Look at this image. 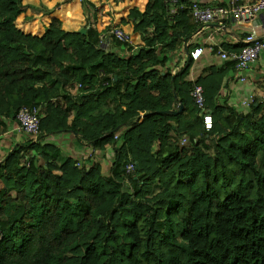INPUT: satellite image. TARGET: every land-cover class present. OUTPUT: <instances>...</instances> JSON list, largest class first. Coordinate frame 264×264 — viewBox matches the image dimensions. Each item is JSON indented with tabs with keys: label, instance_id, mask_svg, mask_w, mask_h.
<instances>
[{
	"label": "trees",
	"instance_id": "1",
	"mask_svg": "<svg viewBox=\"0 0 264 264\" xmlns=\"http://www.w3.org/2000/svg\"><path fill=\"white\" fill-rule=\"evenodd\" d=\"M39 1L34 15L29 0H0V138L20 108H40L35 140L0 160V264H264V97L243 113L220 96L236 63L193 83L187 58L164 69L197 33L187 12L167 17L165 0ZM112 15L131 45L108 36ZM106 37L127 56L104 50ZM66 132L92 151L90 167L57 164L60 150L43 141ZM108 149V163L92 158Z\"/></svg>",
	"mask_w": 264,
	"mask_h": 264
},
{
	"label": "built area",
	"instance_id": "2",
	"mask_svg": "<svg viewBox=\"0 0 264 264\" xmlns=\"http://www.w3.org/2000/svg\"><path fill=\"white\" fill-rule=\"evenodd\" d=\"M163 7L168 18H173L179 12H187L192 22L197 27L215 26L217 28H223V26L231 22L233 25L244 26L249 28L248 34H246L241 43L244 45L238 53H226L222 50L216 51V56L221 62H235L236 72L238 74V82L244 84L246 78L244 73L249 70L250 66L255 64L259 60V55L264 54V43L258 39L256 29V17L258 14L264 12V0H254L250 4H242L240 0H228L226 6L221 5H200L192 0H186V4H180L178 0H165ZM108 36L122 44L131 45L130 36L125 34L120 29L112 25L108 32ZM103 37L100 36V40ZM185 47H188L186 45ZM204 49L213 51L212 45L205 47H194L187 51V58L196 63L202 56ZM97 79L102 86H107L108 82L105 81L106 74L103 71H98ZM80 88V86H77ZM190 100L199 112L201 120V127L204 131L212 130V117L211 114L206 113L205 100L203 97V91L200 86L192 85L189 92ZM263 98V97H261ZM256 98L252 95H245L240 98L239 107L241 112L248 111L250 105ZM238 111V110H237ZM240 112V111H239ZM40 108L35 106L22 107L15 115V123L17 124V130L21 134L27 136L30 139L35 140L39 132L40 126ZM142 118V115L140 116ZM116 139V137H114ZM185 140L181 144H185ZM77 166L79 164L77 163ZM134 171L133 164H127L125 172L131 174Z\"/></svg>",
	"mask_w": 264,
	"mask_h": 264
},
{
	"label": "crops",
	"instance_id": "3",
	"mask_svg": "<svg viewBox=\"0 0 264 264\" xmlns=\"http://www.w3.org/2000/svg\"><path fill=\"white\" fill-rule=\"evenodd\" d=\"M197 2L200 5H221L226 6L228 0H192ZM246 0H240L242 4L245 3ZM103 4L105 0H102ZM101 3V2H100ZM256 33L258 35V39L264 43V12L260 13L256 17ZM115 27V26H114ZM196 34L192 37L190 41L186 45H188V50L194 47H205L212 45V48H217V50H222L223 47H231L235 46L237 43L242 41L243 37L248 34L249 28L233 25L231 22L226 23L223 28H217L215 26H207V27H196ZM107 40L104 41L103 49L108 51L115 52L120 58H125L127 53L123 50V48H115L111 45V41L108 37ZM131 39V37H130ZM107 52V51H106ZM187 52L185 49L181 52H177L174 55L170 54L169 62L167 63L164 69H169L172 71V74H176L179 69L182 67L185 59L187 58ZM180 57V58H179ZM188 59V58H187ZM201 64V69L196 75H192L189 77L191 83H193L199 76L202 75L203 70L214 66L219 67L221 66L222 62L216 56V53L210 52L207 49H204V52L198 62L192 63L194 64ZM163 69V70H164ZM172 69V70H171ZM264 73V60L263 62L257 61L255 64L250 66L249 70L246 71L243 75L246 78L244 84L238 82V74L236 71L231 72L229 71L222 80V86L220 91L221 97L227 98V104L231 105L234 109L240 111L238 108L235 107V104L239 106L240 98L245 95H252L256 98L263 97V89L260 85V76ZM70 80V78L68 77ZM66 92L69 95H76L77 90L76 88H72L70 85L66 88ZM233 98L235 101H233ZM61 102V99H58ZM233 104V105H232ZM62 134L59 137L55 136V141L51 140L49 145H53L60 150V157L57 160V164L60 165L66 159L70 158L78 163L80 166H86L87 162L86 157L89 154L90 149L82 146H77L75 143L74 136L71 133H59ZM57 135V134H56ZM5 139L2 141L4 147L0 149L2 154H0V160L4 158V156L10 151L11 147L14 144L22 143L29 139L27 136L21 134L17 130V126L11 125L8 128V131L3 135ZM54 136V135H52ZM19 137V138H17ZM51 136L47 137L45 140L50 139ZM17 138V139H16ZM33 140V139H32ZM110 150L108 149L107 152L103 155L99 153V156L96 154L95 156L91 157L95 161H107V157L109 156ZM94 155V154H93ZM103 156V160H101L100 156ZM85 163V164H84Z\"/></svg>",
	"mask_w": 264,
	"mask_h": 264
},
{
	"label": "rangeland",
	"instance_id": "4",
	"mask_svg": "<svg viewBox=\"0 0 264 264\" xmlns=\"http://www.w3.org/2000/svg\"><path fill=\"white\" fill-rule=\"evenodd\" d=\"M106 1H107V0H105L104 4H107ZM99 5H100V4H99ZM24 6L28 7L30 10H32L31 13L34 14V15H40V14L44 13L45 10H46L45 7L42 5V3H40L39 0H29L28 4H25ZM112 18H113V26H114V23H115V22H114V15H112ZM179 58H180V57H179ZM263 60H264V54H260V55H259V60H258V61L263 62ZM200 67H201V64H200V63L192 65L191 68H190V70H189L188 76L186 77V80H187V81H190L189 77H191V74L193 73L192 75H196V74L200 71V69H201ZM171 70H172V69H171ZM171 72H172V71H171ZM258 81H260L259 83H260V85H262L261 88L263 89V93H264V73H263L262 76H260V79H258ZM263 97H264V95H263ZM233 101H235L234 98H233ZM232 105H233V104H232ZM235 107L238 108V109L240 110V112H241V109H240V107H239L238 105L235 104ZM184 114H185V115H189V116L191 117V119L195 118V116H196V114L193 112V108H192L191 106H188V107H187L186 111H184ZM13 125L17 126V124H16L15 122L13 123ZM61 135H62V134H57V135L51 136L50 139H48V140H44L43 143H44V144H48L49 142L51 143V140L54 142L55 139H56L55 136H56V137H59V136H61ZM17 138H19V137H17ZM17 138H16V139H17ZM4 139H5L4 136H2V137L0 138V149H1L2 147H4V144H3V142H2ZM184 145H185V144H184ZM91 153H92V151L90 150V151H89V155H90ZM0 154H2L1 151H0ZM85 163H86V162H85ZM109 163H110V162H109ZM90 165H91L90 163L87 164V165H86V168L90 167ZM107 167H108L107 165L104 167V171H105L104 176L107 175V171H106ZM124 189L129 191V187H128V185H126Z\"/></svg>",
	"mask_w": 264,
	"mask_h": 264
},
{
	"label": "water",
	"instance_id": "5",
	"mask_svg": "<svg viewBox=\"0 0 264 264\" xmlns=\"http://www.w3.org/2000/svg\"><path fill=\"white\" fill-rule=\"evenodd\" d=\"M181 110H182V107L178 105L173 111L162 112L161 114H163V115H169V116H177L178 114L181 113ZM206 113L211 114V111L210 110H207Z\"/></svg>",
	"mask_w": 264,
	"mask_h": 264
}]
</instances>
